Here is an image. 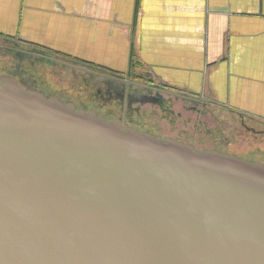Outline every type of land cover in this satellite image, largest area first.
I'll return each mask as SVG.
<instances>
[{
	"label": "water",
	"instance_id": "1",
	"mask_svg": "<svg viewBox=\"0 0 264 264\" xmlns=\"http://www.w3.org/2000/svg\"><path fill=\"white\" fill-rule=\"evenodd\" d=\"M64 100L0 75V264H264L263 163Z\"/></svg>",
	"mask_w": 264,
	"mask_h": 264
},
{
	"label": "crops",
	"instance_id": "2",
	"mask_svg": "<svg viewBox=\"0 0 264 264\" xmlns=\"http://www.w3.org/2000/svg\"><path fill=\"white\" fill-rule=\"evenodd\" d=\"M6 39L264 123V0H0Z\"/></svg>",
	"mask_w": 264,
	"mask_h": 264
},
{
	"label": "rangeland",
	"instance_id": "3",
	"mask_svg": "<svg viewBox=\"0 0 264 264\" xmlns=\"http://www.w3.org/2000/svg\"><path fill=\"white\" fill-rule=\"evenodd\" d=\"M37 49L40 53H45L44 50ZM4 51L0 48V56L5 53ZM47 57L50 59H41L38 69H43L47 74L46 77L52 78V81L56 83L64 81L67 87L74 86L82 92L92 93L97 87H102L104 90V82L94 75V72H86L79 67L74 68L64 64L70 63L69 60L61 59L64 63H59L53 62L52 57ZM81 66L85 67L83 63ZM139 75L144 76L141 79L147 80L146 83L160 86L159 89L164 92L165 105V108L153 104L144 107L145 112L142 111L140 116L138 113L135 118H150V120L144 122L141 127L150 128L154 135L163 138L191 143L199 150H219L250 162L264 164V123L249 116L243 117V114H239L234 108H225L215 103L209 102L207 107L201 108L202 103L207 104L209 100H204L200 95L197 96L198 98L194 97V94L190 95L200 102L192 108L196 103L193 105L179 99L190 93L167 86L152 75H146V72L140 71ZM132 77L134 78L135 75Z\"/></svg>",
	"mask_w": 264,
	"mask_h": 264
},
{
	"label": "flooded vegetation",
	"instance_id": "4",
	"mask_svg": "<svg viewBox=\"0 0 264 264\" xmlns=\"http://www.w3.org/2000/svg\"><path fill=\"white\" fill-rule=\"evenodd\" d=\"M21 46V44L12 39H6V42L0 45V48H3V51L5 50V53L0 56V75L15 78L19 83L29 89L38 90L47 96H56L60 99H65V102L73 103L78 109L94 110L108 119H119L129 127L144 132L150 131L149 133L153 134L149 130L150 128L144 129L141 127L144 122H149L150 118L135 117L138 113V116H140L145 112L144 107L148 106V104L165 108L163 102L164 92L162 93V90L159 89L160 86L148 84L146 83L147 80L133 78L130 74L122 75L102 67L89 64H84L85 67H83L81 66L82 63L72 60H69L70 63H64L61 60L64 58L52 55L45 50V53H40L37 48L30 46L22 48ZM47 56L52 57L53 62L64 63L74 68L79 67L90 73L94 72V75H97L104 82V90L102 87H97L93 91L94 93L82 92L74 86L67 87V83L64 81L62 83L52 81V78L46 77L47 74L43 69H38V64L42 61L41 59H50ZM162 89L165 91L164 87ZM167 93L171 95V93ZM186 95L180 96L181 98L179 99L186 100L193 105L196 103L192 108H195L200 103L198 100H195L196 98H191L190 94ZM197 96L194 95V97ZM209 102L215 103L209 100L207 104L202 103L201 108L207 107Z\"/></svg>",
	"mask_w": 264,
	"mask_h": 264
},
{
	"label": "trees",
	"instance_id": "5",
	"mask_svg": "<svg viewBox=\"0 0 264 264\" xmlns=\"http://www.w3.org/2000/svg\"><path fill=\"white\" fill-rule=\"evenodd\" d=\"M136 78H143L144 76L143 75H138V76H135Z\"/></svg>",
	"mask_w": 264,
	"mask_h": 264
}]
</instances>
